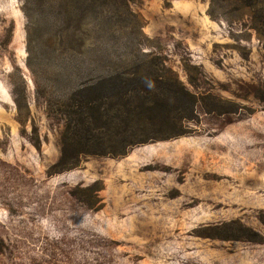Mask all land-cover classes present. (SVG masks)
I'll return each instance as SVG.
<instances>
[{"label":"rangeland","instance_id":"obj_1","mask_svg":"<svg viewBox=\"0 0 264 264\" xmlns=\"http://www.w3.org/2000/svg\"><path fill=\"white\" fill-rule=\"evenodd\" d=\"M258 1L0 0V264H264Z\"/></svg>","mask_w":264,"mask_h":264},{"label":"trees","instance_id":"obj_2","mask_svg":"<svg viewBox=\"0 0 264 264\" xmlns=\"http://www.w3.org/2000/svg\"><path fill=\"white\" fill-rule=\"evenodd\" d=\"M222 1H228V0H222ZM238 1V0H237ZM261 1H263L262 3H264V0H259L258 2L261 3ZM261 3V4H262ZM256 23H257V31L259 32V34H262L264 35L263 32L261 31H264V27L262 26L263 25V19L257 17L256 18ZM263 27V28H262ZM104 76H101L99 77L97 80H96V83L95 85H98L100 84V82L103 79ZM149 82L148 84L144 83V81H141V82H138L137 84H135L129 91L131 94H133L134 96H142L144 99V101L146 100V102L148 103H151L152 104V107H148L150 110H154L153 108L155 107H163L165 108L166 104L168 103V100L169 99H178L176 96L179 94L178 91L176 89H174L173 91L170 89L168 91L169 95L166 96V92L164 93V91H158V88H154V85H159L161 84L162 81H160L159 79H152V78H149V79H146L145 82ZM90 88L91 89H94L93 86L90 85ZM189 95V94H188ZM163 97V98H161ZM190 97H193L190 95ZM96 103L98 101H95ZM92 101H90L89 103V118H91L92 120H97V115L94 114V107H92L91 105ZM128 109L131 110L133 109L132 106H131V103L130 101L128 100ZM150 106V104H149ZM142 107V106H141ZM136 112L137 111V108L135 107L134 110L132 111L133 112ZM134 112V113H135ZM152 139V138H150ZM146 141L148 140H145V139H138V138H135V139H127V140H124V145H125V148H113L112 150H109V152L107 154H110V155H114V156H124L127 154L128 152V149L135 146V145H139V144H142V143H146ZM97 144H99V141L97 142ZM165 148V147H164ZM98 153V152H96ZM63 154H64V150H63ZM163 158V157H162ZM172 191H174L173 189H171V191L169 192L170 194L173 193Z\"/></svg>","mask_w":264,"mask_h":264}]
</instances>
